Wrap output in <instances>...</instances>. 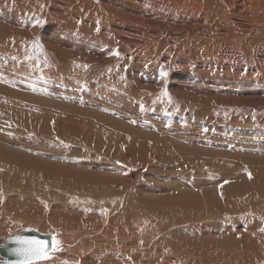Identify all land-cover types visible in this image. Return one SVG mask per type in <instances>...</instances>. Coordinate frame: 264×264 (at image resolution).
I'll use <instances>...</instances> for the list:
<instances>
[{
    "label": "rangeland",
    "instance_id": "1",
    "mask_svg": "<svg viewBox=\"0 0 264 264\" xmlns=\"http://www.w3.org/2000/svg\"><path fill=\"white\" fill-rule=\"evenodd\" d=\"M251 1L0 0V237L58 230L33 264H97L106 231V264H264Z\"/></svg>",
    "mask_w": 264,
    "mask_h": 264
},
{
    "label": "bare ground",
    "instance_id": "2",
    "mask_svg": "<svg viewBox=\"0 0 264 264\" xmlns=\"http://www.w3.org/2000/svg\"><path fill=\"white\" fill-rule=\"evenodd\" d=\"M226 1V0H225ZM253 1V0H252ZM251 1V2H252ZM228 2H229V0H228ZM233 2V1H232ZM238 2V1H237ZM242 2V1H241ZM230 3V2H229ZM234 3H235V1H234ZM249 3V2H248ZM247 3V4H248ZM254 3V2H253ZM246 4V5H247ZM228 5V4H227ZM230 5V4H229ZM235 5H236V3H235ZM239 5V4H238ZM231 6H232V8H233V5H230L229 7L231 8ZM243 6V5H242ZM248 6V5H247ZM246 6V7H247ZM235 7V6H234ZM237 7V6H236ZM246 7H245V9H246ZM257 7V6H256ZM252 7H250V9H251ZM249 8H248V11L250 10ZM253 9H255V8H253ZM236 11V10H235ZM251 11V10H250ZM247 13V12H246ZM245 13V14H246ZM250 13V12H249ZM249 13H247V14H249ZM251 15V14H250ZM253 16V15H252ZM245 17V16H244ZM226 18V17H225ZM251 18V17H250ZM254 18V17H253ZM232 20V19H231ZM235 27V26H234ZM238 181V180H237ZM249 187V186H248ZM251 189V188H250ZM246 191V190H245ZM121 201V200H120ZM127 202V201H126ZM129 202V201H128ZM131 202V201H130ZM129 202V203H130ZM128 203V204H129ZM131 204H133L132 202H131ZM130 205V204H129ZM137 205V204H136ZM139 206H141V205H139ZM132 207H134V206H132ZM142 208V207H141ZM137 209H138V207H137ZM140 209V208H139ZM129 211H131V210H129ZM134 211V210H133ZM128 212V211H127ZM132 214H133V212H131ZM137 213V212H136ZM136 213H134L135 215H136ZM126 214V213H125ZM128 214H130V213H128ZM133 216V215H132ZM130 218L132 219V217L130 216ZM133 219H135V218H133ZM121 220H122V218H121ZM120 220V221H121ZM132 221V220H131ZM125 222V221H124ZM123 223V222H122ZM113 225H115V224H113ZM123 228H121V229H123L124 231L126 230L127 231V229H124V228H127V227H125V223H123ZM132 228V227H131ZM105 229V228H104ZM112 229V228H111ZM108 230H110V229H108ZM37 231V230H36ZM111 231V230H110ZM113 231V230H112ZM122 231V230H121ZM131 231V230H130ZM135 232L137 231V230H134ZM133 231V232H134ZM39 232V231H38ZM118 232L119 231H116V234H115V236L118 234ZM39 233H41V232H39ZM103 233H105V235L103 236V240L101 241L100 239L97 241V242H95V243H93V245H91V246H86L85 248H82V252H85L86 253V251H90V253H93V255H89V258L93 261V260H95L96 262H97V264H106V262L108 261V259H113V257L114 258H116L115 257V254H117L116 252H115V249L114 250H110L109 248H110V244H109V241H108V236H107V231L106 232H103ZM102 233V234H103ZM120 234H121V232H119ZM126 232H124L123 234H125ZM132 233V232H131ZM130 233V234H131ZM42 234H46V233H42ZM98 234V233H97ZM120 234H118L117 236H120ZM127 234V233H126ZM62 235V234H61ZM64 235V234H63ZM99 235V234H98ZM132 235V234H131ZM131 235H130V237H131ZM137 235H138V233H137ZM136 235V236H137ZM134 236L135 235H133V238H134ZM56 237H60V236H56ZM55 237V238H56ZM64 237V236H63ZM128 237V236H127ZM138 237V236H137ZM55 238H53L52 239V241L53 240H55ZM62 237H60V239H61ZM63 239V238H62ZM127 239V238H126ZM121 240V239H120ZM125 240V239H124ZM128 240V239H127ZM127 240H125V241H127ZM56 242H57V240H55ZM58 241H59V239H58ZM61 241V240H60ZM118 241V240H117ZM123 240H121V242H122ZM62 242V241H61ZM128 242V241H127ZM133 242V241H132ZM60 243V242H59ZM119 243H120V241H119ZM122 243H124V242H122ZM131 245H123L121 248H119L118 249V251H123V252H127L128 251V249L130 248V249H132L133 248V243H131V240H130V242H129ZM135 243V242H134ZM136 243H137V241H136ZM135 243V244H136ZM121 244V243H120ZM119 245V244H118ZM139 245V244H138ZM137 245V246H138ZM59 246H62L63 247V245H59ZM116 246V245H115ZM131 246V247H130ZM62 249V248H61ZM133 249H136V248H133ZM63 250V249H62ZM117 250V249H116ZM61 251V250H60ZM134 251V250H133ZM75 252H80V248L79 249H77V250H75ZM131 252V251H130ZM52 253H54V252H52ZM63 253H65V252H63ZM62 253V254H63ZM88 253V252H87ZM129 253V252H128ZM132 254H133V252H131ZM134 253H135V251H134ZM55 254V253H54ZM57 254V253H56ZM59 254V253H58ZM123 254V253H122ZM131 254V255H132ZM121 255V254H120ZM129 255H130V253L127 255L128 257H129ZM135 255V254H134ZM119 256V255H118ZM62 257V256H61ZM125 257V256H124ZM134 257V256H133ZM74 258V257H73ZM119 259H121L122 258V255H121V258L120 257H118ZM127 258V257H126ZM125 258V260H127ZM135 258V257H134ZM0 259H1V257H0ZM58 260H59V258H57ZM71 259H72V257H71ZM78 259H80V262H85V259L84 258H82V256L81 257H79ZM88 259V258H87ZM124 259V258H123ZM137 259V258H136ZM114 260H116V259H114ZM134 260V259H133ZM67 261H69V260H67ZM92 261H90V262H92ZM130 261V260H129ZM135 261V260H134ZM79 262V263H80ZM111 262H112V260H111ZM114 262V261H113ZM116 262V261H115ZM70 263V262H69ZM74 263V262H73ZM75 264H77V262L75 263ZM82 264V263H81ZM93 264V263H92ZM95 264V263H94ZM108 264V263H107ZM113 264V263H112ZM118 264H120V261H119V263ZM128 264V263H127ZM137 264V263H136Z\"/></svg>",
    "mask_w": 264,
    "mask_h": 264
},
{
    "label": "water",
    "instance_id": "3",
    "mask_svg": "<svg viewBox=\"0 0 264 264\" xmlns=\"http://www.w3.org/2000/svg\"><path fill=\"white\" fill-rule=\"evenodd\" d=\"M57 232L58 230L55 231V233ZM55 233L42 234L32 228L26 227L17 229L15 233L0 237V264H5V262L10 261H19L23 259V257L17 256L12 252L13 249L20 247L19 245L12 243V241H14L16 238H23L26 240L35 239L38 241L46 242V244L48 245V255L52 252L59 251L61 249V246H58L55 250H53L52 248V239ZM38 261L42 260H34L33 262Z\"/></svg>",
    "mask_w": 264,
    "mask_h": 264
},
{
    "label": "snow or ice",
    "instance_id": "4",
    "mask_svg": "<svg viewBox=\"0 0 264 264\" xmlns=\"http://www.w3.org/2000/svg\"><path fill=\"white\" fill-rule=\"evenodd\" d=\"M40 24V21L36 22ZM112 55L119 56L118 51H113ZM166 74V73H165ZM227 183V182H226ZM264 231V229H261ZM12 243L19 245L20 247L13 249L12 252L17 255L23 257V259L19 261H10L5 262V264H33L34 260H47L49 259V255L47 254L48 245L46 242L38 241L35 239L26 240L23 238H16ZM58 247V242L53 240L52 248L55 250Z\"/></svg>",
    "mask_w": 264,
    "mask_h": 264
}]
</instances>
